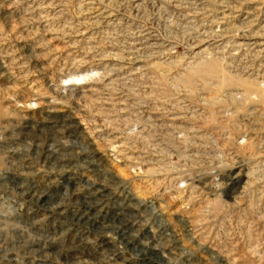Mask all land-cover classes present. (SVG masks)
I'll return each mask as SVG.
<instances>
[{
  "label": "rangeland",
  "instance_id": "1",
  "mask_svg": "<svg viewBox=\"0 0 264 264\" xmlns=\"http://www.w3.org/2000/svg\"><path fill=\"white\" fill-rule=\"evenodd\" d=\"M139 262L264 264V0H0V264Z\"/></svg>",
  "mask_w": 264,
  "mask_h": 264
},
{
  "label": "bare ground",
  "instance_id": "2",
  "mask_svg": "<svg viewBox=\"0 0 264 264\" xmlns=\"http://www.w3.org/2000/svg\"><path fill=\"white\" fill-rule=\"evenodd\" d=\"M72 132V131H71ZM50 133V132H49ZM53 157V156H52ZM56 159V158H55ZM50 163V162H49ZM56 166V165H55ZM58 168V167H57ZM61 170L59 169V172H60ZM82 175V174H81ZM87 177H90V176H87ZM90 180V179H89ZM69 181V180H68ZM102 190V191H101ZM107 190V188H100V191L98 190L97 192H104V191H106ZM45 191V190H44ZM48 192H51V191H48ZM52 194H53V191L51 192ZM52 194H48L47 192H36V191H31V192H29L28 193V197L32 200V201H34V202H37V203H45V202H47L49 199H50V197L52 196ZM90 194V193H89ZM103 194V193H102ZM125 200H126V204H127V201H131L130 199L131 198H129L128 196H124L123 197ZM88 200V199H87ZM84 201V200H83ZM132 203V202H131ZM85 204H86V202H85ZM126 204H124V207H125V205ZM87 205H90V202H88L87 203ZM128 207H129V205H128ZM138 208V207H137ZM126 209H133V208H122L120 211H117V212H115L114 214H113V216L114 215H116L118 212H120V213H124V216H125V211H126ZM140 209L141 208H138V209H133V211H135L137 214L138 213H140L141 211H140ZM106 210H108V208H106ZM120 215V214H119ZM124 216L122 217V216H118V218H119V220L121 219V220H125L124 219ZM134 220H137V221H135L136 223H133V221ZM138 222V223H137ZM125 223H127V227L128 228H130V229H132V230H136V231H139L140 233V235H142L144 232H141L142 230H144L145 228L140 224V221H139V217H135L133 220H126L125 221ZM139 225H141V227H138ZM95 234H98V233H95ZM90 237H92V238H97V237H99V236H97V235H94V233L93 232H90ZM172 238V237H171ZM101 243L103 244V245H105L106 244V241H105V239H101ZM127 243H129V244H131L132 245V247L134 248V249H136L137 247H140V249H141V251H145V252H147L148 254H150V253H153V254H151V255H154V253L156 254V251H158V249H157V245H156V243H155V245H152L151 244V246L150 245H145L144 247L142 246V245H140V243H139V240H138V238L137 237H130L128 240H127ZM142 244V243H141ZM69 252V251H68ZM76 254V253H75ZM78 254V253H77ZM61 256H62V258H63V260L62 261H64V262H67V261H70V260H72L73 259V255H71V254H69V253H66V251L63 253L62 252V254H60ZM60 256V257H61ZM56 257V256H55ZM94 258V257H93ZM113 260H115L116 258L113 256V258H112ZM152 258H150L149 259V256L147 257V258H139V259H137V260H135V261H143V260H148L147 262H152L153 260H151ZM159 259V258H158ZM140 264H142L141 262H139Z\"/></svg>",
  "mask_w": 264,
  "mask_h": 264
}]
</instances>
